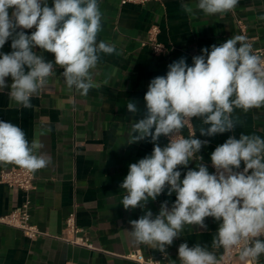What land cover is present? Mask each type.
I'll return each instance as SVG.
<instances>
[{
  "label": "crops",
  "instance_id": "0c3cea01",
  "mask_svg": "<svg viewBox=\"0 0 264 264\" xmlns=\"http://www.w3.org/2000/svg\"><path fill=\"white\" fill-rule=\"evenodd\" d=\"M197 3L198 0H160L144 5H121L119 0H98L102 27L97 42L104 41L116 49L111 55L100 54L93 70L98 87L90 89L87 95H81L75 88L69 89L61 74L63 68L55 65L54 54L37 47L34 49L37 54L53 62L55 69L46 84L31 97L32 107L15 105L7 94L10 89L0 92V120L19 126L29 144L39 142L42 147L34 149V154H43L50 160L44 168L35 171L30 210L31 221L49 235L32 240L21 230L0 224V264H138L124 255L135 249L152 257L161 253L157 248L137 243L130 234L129 221L139 219L149 210L153 216L158 215L165 201L171 210L176 194L169 196L166 186L144 207L126 210L122 205L126 191L120 188L129 165L153 151L150 137L128 143L131 123L146 115L144 96L150 81L166 76L168 65L181 57L192 66L193 57L201 55L202 48L210 51L212 45L243 35L239 22L246 26V42L252 49L264 48V19H261L264 0H239L232 11L213 15L198 10ZM185 4L192 7L191 13L184 10ZM48 6H53V0H48ZM155 23L160 27L159 40L167 47L162 55L142 45L149 27ZM23 31L30 35L35 27ZM11 51L9 39L0 53ZM5 79L9 84L12 82L11 77ZM128 102L136 103L137 113L127 110ZM231 117L237 122L234 130L213 137L202 136L201 127L209 125H203L201 118H193V138L207 140L208 144L196 154L203 157L202 161L193 159L187 167L177 166L181 181L189 169L198 170L200 163L213 173L211 153L230 136L239 139L245 134L264 138V106L246 112L237 108ZM156 143L165 147L164 136ZM15 166L0 163V170ZM24 198L23 192L0 183V214L16 208ZM74 208L78 224L97 249L56 237L62 233L65 219ZM204 223L206 228L184 225L173 243L165 246L170 264H181L178 248L185 242L189 247L207 245L209 251L216 253L217 260L221 258L223 247L213 249L212 240L222 220L206 217ZM259 261L264 263V255ZM235 264L245 262L238 257Z\"/></svg>",
  "mask_w": 264,
  "mask_h": 264
},
{
  "label": "clouds",
  "instance_id": "9594fccd",
  "mask_svg": "<svg viewBox=\"0 0 264 264\" xmlns=\"http://www.w3.org/2000/svg\"><path fill=\"white\" fill-rule=\"evenodd\" d=\"M238 2L198 0L195 7L206 15L223 14ZM183 8L193 11L187 4ZM101 19L98 0H53L51 7L48 0H0V49L9 39L12 49L0 53V92L10 89L7 94L15 105L32 107L31 97L54 72L53 62L34 50L38 47L54 54L69 89L87 95L98 87L93 70L100 54L116 51L113 45L97 42ZM33 27L30 35L23 31ZM201 53L193 57L192 66L181 57L168 65L166 76L150 81L144 96L146 115L131 123L128 143L150 137L154 147L150 156L129 165L120 185L126 191L122 205L126 210L144 207L168 186V195L176 194L171 210L165 201L158 215L149 210L129 221L137 243L166 255L165 246L173 243L184 225L206 228L205 218L213 217L222 220L212 240L213 249L230 250L243 244L240 261H258L264 255V239L260 238L264 236V138L230 136L211 153L215 173L200 163L198 170L189 169L181 181L177 166L187 167L193 159L202 161L196 154L208 144L193 138L195 133L191 138L179 135L187 120L201 118L203 125H209L201 127V135L213 137L234 130V109L246 112L264 106V58L253 54L243 35L212 45L210 51L202 48ZM6 77H11L10 84ZM127 110L137 113L136 103L128 102ZM161 135L170 138L163 148L156 143ZM41 147L37 141L29 144L19 126L0 120V163L39 170L50 163L43 154H34ZM241 162L243 171H236ZM178 257L181 264H218L216 253L207 245L181 243Z\"/></svg>",
  "mask_w": 264,
  "mask_h": 264
},
{
  "label": "built area",
  "instance_id": "2783aa9c",
  "mask_svg": "<svg viewBox=\"0 0 264 264\" xmlns=\"http://www.w3.org/2000/svg\"><path fill=\"white\" fill-rule=\"evenodd\" d=\"M121 5L126 4H138L144 5L151 1H160V0H119ZM241 33L246 35V26L239 22ZM147 37L143 40L142 45L149 46L154 54L162 55L167 51L166 44L159 40L160 27L158 24H152L148 31ZM253 54L258 55L264 58V48L258 47L252 49ZM55 69V66H54ZM195 133V127L193 118L186 121L184 129L180 131L179 135H182L184 138L192 136ZM164 136V135H163ZM166 140V146L169 143L170 138L164 136ZM211 167L213 173L216 172V169L212 165ZM244 165L240 166V169L236 171H243ZM36 174L35 171H29L19 166H15L8 169L0 170V183L7 184L15 191H21L25 194L24 201L5 214H0V224L11 226L22 231V233L35 240L41 236L49 235L48 232L42 231L38 228L36 224L31 221V192L35 188ZM60 240L70 242L75 245L84 246L90 249H97L88 236L85 235V230L77 222V211L74 208L64 222V228L60 235L56 236ZM264 239V236L260 237ZM244 245L234 247L230 250H225L223 248L222 256L219 258L218 264H235L236 259L239 257L241 248ZM127 259L133 260L138 264H170L167 260V256L164 253H160L157 257L147 256L141 249H135L124 255ZM245 264H264L261 261H248Z\"/></svg>",
  "mask_w": 264,
  "mask_h": 264
}]
</instances>
